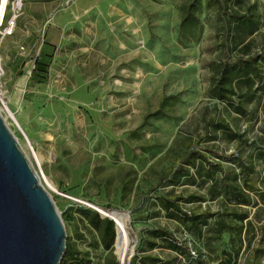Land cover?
Masks as SVG:
<instances>
[{"label": "rangeland", "instance_id": "obj_1", "mask_svg": "<svg viewBox=\"0 0 264 264\" xmlns=\"http://www.w3.org/2000/svg\"><path fill=\"white\" fill-rule=\"evenodd\" d=\"M226 1L4 0L0 116L41 177L67 246L82 260L119 264L114 243L105 251L98 233L76 212L97 211L74 201L126 214L127 261L140 264L146 230L177 227L162 213L148 216L146 202L158 186L156 173L168 168L163 155L179 131L201 141L205 122L222 120L248 138L258 135L264 92L248 90L240 114L205 97ZM245 1L260 23L258 33L243 36L231 24L226 29L249 55L264 49V0ZM10 22L11 35L2 37ZM39 53L47 74L29 85ZM215 145L230 156L238 148L220 134ZM227 240L223 236L220 243ZM148 253L163 261L175 258L164 248ZM250 258L243 253L238 263L249 264Z\"/></svg>", "mask_w": 264, "mask_h": 264}, {"label": "trees", "instance_id": "obj_2", "mask_svg": "<svg viewBox=\"0 0 264 264\" xmlns=\"http://www.w3.org/2000/svg\"><path fill=\"white\" fill-rule=\"evenodd\" d=\"M220 11L223 26L216 37L218 55L208 68L205 97L222 104L225 112L240 114L248 90L264 92V49L243 54L226 25L231 24L243 36H252L258 33L260 23L245 0L226 1ZM46 74L47 64L39 53L28 84L40 83ZM261 116L258 135L252 138L245 131H233L222 120L205 122L201 141L179 131V140L163 155L168 168L156 173L158 186L152 189L153 199L146 202L152 208L148 216L162 213L177 227L148 228L141 241L146 254L137 257L140 264H239L243 253L251 255L245 259L251 260L249 264L264 262V99ZM218 134L237 145L236 154L227 155L226 149L215 145ZM76 212L98 233L102 248L111 251L113 221L87 208ZM223 236L228 239L225 244L220 243ZM65 246L59 264H91ZM159 248L170 250L175 258L163 261L148 253Z\"/></svg>", "mask_w": 264, "mask_h": 264}, {"label": "water", "instance_id": "obj_3", "mask_svg": "<svg viewBox=\"0 0 264 264\" xmlns=\"http://www.w3.org/2000/svg\"><path fill=\"white\" fill-rule=\"evenodd\" d=\"M65 238L51 197L0 116V264H59Z\"/></svg>", "mask_w": 264, "mask_h": 264}, {"label": "bare ground", "instance_id": "obj_4", "mask_svg": "<svg viewBox=\"0 0 264 264\" xmlns=\"http://www.w3.org/2000/svg\"><path fill=\"white\" fill-rule=\"evenodd\" d=\"M4 0H0V18L2 16V7H3ZM7 108V107H6ZM1 114V110H0ZM38 163L41 162L39 156H35ZM44 182L48 188L54 189L53 183L44 177ZM56 191V190H54ZM76 199V198H75ZM98 213L101 215L110 218L114 222L115 226V240H114V248L115 254L119 264H127V255H128V245L129 239L126 234V214L118 211H103L100 207L96 205H92ZM129 264V263H128Z\"/></svg>", "mask_w": 264, "mask_h": 264}, {"label": "built area", "instance_id": "obj_5", "mask_svg": "<svg viewBox=\"0 0 264 264\" xmlns=\"http://www.w3.org/2000/svg\"><path fill=\"white\" fill-rule=\"evenodd\" d=\"M2 20V19H1ZM1 24V22H0ZM12 22L9 23V27L8 29L7 28H4L2 30V37H5V36H9L11 35L12 33ZM3 74H4V63H3V57H2V53H1V43H0V104H3L4 103V91H3V84H2V77H3ZM37 177H38V180L40 182L41 180V177L36 173ZM41 184V183H40ZM75 203L79 204V206H83V207H86V206H89L91 208H94L92 206V204H89L87 202H78V201H74ZM95 209V208H94ZM96 210V209H95ZM98 212V211H97ZM191 255L194 256V253L191 252Z\"/></svg>", "mask_w": 264, "mask_h": 264}]
</instances>
